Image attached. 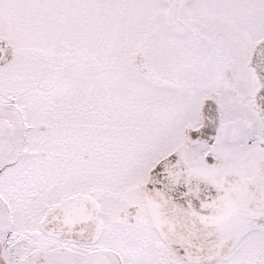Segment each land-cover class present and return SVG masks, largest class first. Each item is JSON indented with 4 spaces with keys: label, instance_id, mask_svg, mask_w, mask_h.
Returning <instances> with one entry per match:
<instances>
[{
    "label": "snow or ice",
    "instance_id": "1",
    "mask_svg": "<svg viewBox=\"0 0 264 264\" xmlns=\"http://www.w3.org/2000/svg\"><path fill=\"white\" fill-rule=\"evenodd\" d=\"M0 264H264V0H0Z\"/></svg>",
    "mask_w": 264,
    "mask_h": 264
}]
</instances>
